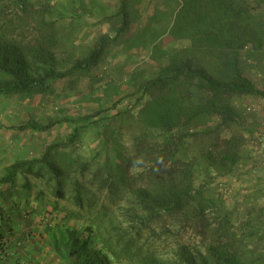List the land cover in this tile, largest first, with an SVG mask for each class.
<instances>
[{
	"label": "trees",
	"instance_id": "obj_1",
	"mask_svg": "<svg viewBox=\"0 0 264 264\" xmlns=\"http://www.w3.org/2000/svg\"><path fill=\"white\" fill-rule=\"evenodd\" d=\"M151 1L118 0L103 21L110 33L88 46L76 44L73 23L48 0L38 8L0 0V97L55 95L57 81L87 76L116 46L147 51L158 65L113 115L18 125L34 133L74 126L39 157L9 164L0 186L24 201L36 188L45 212L74 222L81 231L71 255L82 264H264L261 189L229 207L215 186L253 169L247 147L261 124L237 100L264 98L246 71L264 65V0H156L140 27V6ZM176 42L187 44L165 48ZM99 122L102 147L83 160L75 146Z\"/></svg>",
	"mask_w": 264,
	"mask_h": 264
},
{
	"label": "rangeland",
	"instance_id": "obj_2",
	"mask_svg": "<svg viewBox=\"0 0 264 264\" xmlns=\"http://www.w3.org/2000/svg\"><path fill=\"white\" fill-rule=\"evenodd\" d=\"M32 1L36 8L43 3V0ZM48 1L55 15L63 18L66 22L73 23L76 29V44L88 46L94 44L100 35L110 33L108 25L103 21L105 17L115 12L118 5V0ZM155 2L156 0H152L150 3L141 4L140 27L146 24ZM186 44L187 42H176L165 48L174 49ZM63 59L65 57H57V60ZM68 64L62 62L64 67L69 66ZM157 67V63L150 59L147 51L137 49L125 52L121 46H116L106 50L103 61L87 76L76 77L72 83L68 79L57 81L54 84L55 95L32 100L0 97V156L4 157L5 162L37 158L47 145L64 140L74 126L70 122L57 123L47 132L34 133L20 132L16 130L18 125L29 122L46 125L64 118L73 119L75 116L90 115L99 109H110L109 114L113 115L115 110L112 105H116L118 109L130 107L134 101L131 94L136 88V83L152 78ZM246 71L255 86L264 93V65L253 64ZM90 78L94 80L92 81ZM91 82H94L93 85ZM237 102L242 109L246 110L248 107L251 109V112L247 113L255 115L258 119L261 117L264 121V98L244 97L239 98ZM247 113L244 115L245 125H249L253 121L251 115ZM258 114L261 116L258 117ZM262 121L259 119L260 129L264 133V122ZM98 124L97 128L90 126L75 146L76 153L83 160L93 157L102 147L98 134L104 123L99 122ZM249 138L247 150L252 158L254 153L259 152L261 148L258 141L260 135L254 131ZM247 175H244V178L241 176L240 184H237V180L232 176L215 182V186L220 188L223 193L227 206L240 203L243 197L255 191V188L251 189L253 179L249 174ZM259 177L261 178L260 185H264V173ZM200 179L199 176L196 182H199ZM40 189L45 191V184H42ZM256 190H260V188H256ZM37 191L39 190L33 188L31 198L28 201H21L27 203L24 205V214L30 218L27 220L28 229L26 238H24L27 241L26 246L33 253L29 264H82L81 258L75 254L71 255L76 247L75 241L81 229L74 222L63 220L62 215L55 219L54 214L45 212L36 202ZM260 191L262 192L260 203L264 204V190ZM14 196V199L19 198L18 195L14 194ZM63 227L68 229L66 236ZM19 242L22 244V241ZM166 253L163 254L164 257H168L169 261H172L171 254Z\"/></svg>",
	"mask_w": 264,
	"mask_h": 264
},
{
	"label": "crops",
	"instance_id": "obj_3",
	"mask_svg": "<svg viewBox=\"0 0 264 264\" xmlns=\"http://www.w3.org/2000/svg\"><path fill=\"white\" fill-rule=\"evenodd\" d=\"M259 116L261 115L258 114V117ZM259 119L262 121L261 117H259ZM258 141L260 142L261 148L259 152L254 153L251 158V165L253 164L254 166L252 165L253 169L249 171V175L253 179L251 181V189L260 188L264 190V185H260L261 183H259L261 182L259 176H262L264 173V133H262V129ZM14 161L16 160L5 162L4 157L0 156V177L4 169ZM262 162L263 164H261ZM241 176L243 178L245 177L244 175H240L234 178L237 180V184L241 183ZM14 198L15 196L13 192L10 191L9 187L0 186V245L8 250V255L0 261V264H29L33 253L31 249L26 246L27 241L24 239L26 238L28 229L27 220L30 219L24 214V205L27 203L21 202L22 198ZM17 221H19V224H17ZM19 241H22V244H20Z\"/></svg>",
	"mask_w": 264,
	"mask_h": 264
},
{
	"label": "built area",
	"instance_id": "obj_4",
	"mask_svg": "<svg viewBox=\"0 0 264 264\" xmlns=\"http://www.w3.org/2000/svg\"><path fill=\"white\" fill-rule=\"evenodd\" d=\"M251 109L249 108L248 111H250ZM8 250L5 249L4 247L0 248V261L2 259H4L7 255H8Z\"/></svg>",
	"mask_w": 264,
	"mask_h": 264
}]
</instances>
